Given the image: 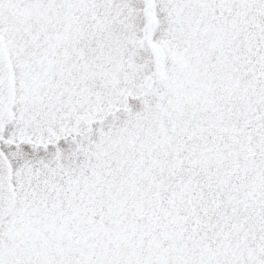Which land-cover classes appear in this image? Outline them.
Listing matches in <instances>:
<instances>
[{"label":"snow or ice","instance_id":"snow-or-ice-1","mask_svg":"<svg viewBox=\"0 0 264 264\" xmlns=\"http://www.w3.org/2000/svg\"><path fill=\"white\" fill-rule=\"evenodd\" d=\"M0 264H264V0H0Z\"/></svg>","mask_w":264,"mask_h":264}]
</instances>
